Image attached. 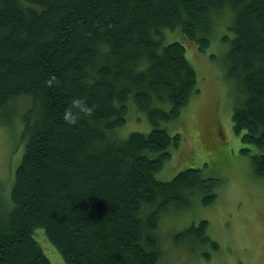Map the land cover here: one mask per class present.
<instances>
[{
  "label": "trees",
  "instance_id": "obj_1",
  "mask_svg": "<svg viewBox=\"0 0 264 264\" xmlns=\"http://www.w3.org/2000/svg\"><path fill=\"white\" fill-rule=\"evenodd\" d=\"M226 13L233 128L264 176V0H0V122L22 110L24 141L11 186L0 178V264H51L38 235L66 264H159L162 213L216 196L198 168L156 177L180 139L161 122L198 91L183 42L164 36L203 49ZM75 97L94 110L71 125ZM131 106L150 129L123 136ZM206 224L188 231L208 241Z\"/></svg>",
  "mask_w": 264,
  "mask_h": 264
},
{
  "label": "rangeland",
  "instance_id": "obj_2",
  "mask_svg": "<svg viewBox=\"0 0 264 264\" xmlns=\"http://www.w3.org/2000/svg\"><path fill=\"white\" fill-rule=\"evenodd\" d=\"M230 22L229 13L218 19L203 49L179 30H166L164 36L165 42H183L197 74L198 91L176 117L161 122L169 133L178 132L180 139L156 177L170 180L187 167L198 168L203 178L216 183V196L204 204L202 194L187 195L188 207L162 213L157 230L159 264H264V176L256 174L249 155L240 153V133L233 128L238 89L226 70L228 38L233 36ZM21 112L17 108L16 118L0 122V178L6 187L12 184L24 147ZM149 129L145 113L131 106L121 135ZM201 220L207 221L208 241L188 231ZM37 238L51 264H66L45 238Z\"/></svg>",
  "mask_w": 264,
  "mask_h": 264
},
{
  "label": "clouds",
  "instance_id": "obj_3",
  "mask_svg": "<svg viewBox=\"0 0 264 264\" xmlns=\"http://www.w3.org/2000/svg\"><path fill=\"white\" fill-rule=\"evenodd\" d=\"M72 106H74L78 111H73V107H69L65 109V112L63 114V119L71 124L75 125L78 123L79 120V114L83 113L84 115H91L93 112V106H90L86 99L83 97H75L71 101Z\"/></svg>",
  "mask_w": 264,
  "mask_h": 264
},
{
  "label": "bare ground",
  "instance_id": "obj_4",
  "mask_svg": "<svg viewBox=\"0 0 264 264\" xmlns=\"http://www.w3.org/2000/svg\"><path fill=\"white\" fill-rule=\"evenodd\" d=\"M26 98V97H25ZM200 132V131H199ZM199 137V136H198ZM11 186V185H10ZM165 220V219H164ZM166 222V221H165ZM165 232V231H164ZM196 254V253H195ZM191 257H193V255H191ZM196 257V256H195Z\"/></svg>",
  "mask_w": 264,
  "mask_h": 264
}]
</instances>
